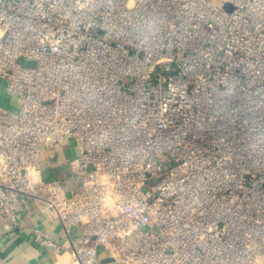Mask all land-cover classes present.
I'll return each mask as SVG.
<instances>
[{
	"label": "built area",
	"instance_id": "1",
	"mask_svg": "<svg viewBox=\"0 0 264 264\" xmlns=\"http://www.w3.org/2000/svg\"><path fill=\"white\" fill-rule=\"evenodd\" d=\"M0 81L12 228L32 199L65 264H264V0H0Z\"/></svg>",
	"mask_w": 264,
	"mask_h": 264
},
{
	"label": "crops",
	"instance_id": "2",
	"mask_svg": "<svg viewBox=\"0 0 264 264\" xmlns=\"http://www.w3.org/2000/svg\"><path fill=\"white\" fill-rule=\"evenodd\" d=\"M73 160L71 145L44 150L39 172L45 181L69 173ZM19 227L12 226L0 217V264H65L71 259L70 242L59 221L43 212L38 203L25 199L19 211ZM49 235L59 250L41 247L33 241V230Z\"/></svg>",
	"mask_w": 264,
	"mask_h": 264
},
{
	"label": "rangeland",
	"instance_id": "3",
	"mask_svg": "<svg viewBox=\"0 0 264 264\" xmlns=\"http://www.w3.org/2000/svg\"><path fill=\"white\" fill-rule=\"evenodd\" d=\"M21 64L24 66H28V67L34 65V63L31 61H21ZM14 102H15L14 100L13 101L11 100V97L6 95L5 90H4V85L0 81V104L5 105V106H9V107L15 109V107H14L15 104H13Z\"/></svg>",
	"mask_w": 264,
	"mask_h": 264
},
{
	"label": "water",
	"instance_id": "4",
	"mask_svg": "<svg viewBox=\"0 0 264 264\" xmlns=\"http://www.w3.org/2000/svg\"><path fill=\"white\" fill-rule=\"evenodd\" d=\"M112 262V259L111 258H106L102 261V263H110Z\"/></svg>",
	"mask_w": 264,
	"mask_h": 264
}]
</instances>
